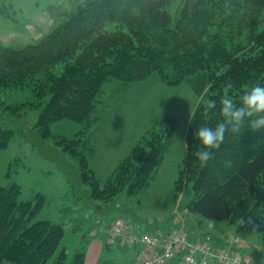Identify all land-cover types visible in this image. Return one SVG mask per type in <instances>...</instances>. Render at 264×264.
Here are the masks:
<instances>
[{
  "label": "trees",
  "instance_id": "1",
  "mask_svg": "<svg viewBox=\"0 0 264 264\" xmlns=\"http://www.w3.org/2000/svg\"><path fill=\"white\" fill-rule=\"evenodd\" d=\"M12 6L0 0V13L11 16ZM64 12L37 50L0 42V106L18 112L22 104H5L2 93L32 83L33 105L41 106L37 119L41 136L53 138L79 160L81 179L91 184V201H107L121 191L134 194L147 186L170 147L178 117L160 115L101 183L91 164L95 148L89 134L100 117L106 79L129 83L157 72L165 83H189L199 100L189 120L175 190L178 194L191 182L193 197L185 206L178 204L174 226L182 225L192 240L250 254L256 264H264V127L257 131L250 127L264 112L244 115L238 125L241 130L226 131L206 162L196 155L206 150L196 136L198 130L223 122L228 129L237 126L235 120H225L223 113H246L251 89L264 87V0H84ZM61 118L78 121L82 127L74 136L54 133L51 125ZM13 133L0 122V148ZM20 191L16 182L0 185V264L4 260L45 264L52 256L51 264H85L84 249L69 256L63 246L56 253L65 222L33 220L44 194L24 200L19 198ZM181 209L226 221L234 230L223 236L203 227L193 232ZM119 216L142 232L164 229L143 230L122 214L113 217L108 229ZM254 231L260 233L262 245ZM107 244L119 243L107 238ZM202 256L198 253L199 264ZM170 260L180 264L181 254ZM206 264L221 262L214 259Z\"/></svg>",
  "mask_w": 264,
  "mask_h": 264
},
{
  "label": "rangeland",
  "instance_id": "2",
  "mask_svg": "<svg viewBox=\"0 0 264 264\" xmlns=\"http://www.w3.org/2000/svg\"><path fill=\"white\" fill-rule=\"evenodd\" d=\"M6 1L13 4L10 7L12 15L0 13V42L34 51L58 18L65 16L64 11L73 9L84 0ZM33 87L29 83L2 93L5 104L22 106L18 112L0 106L1 124L14 131L8 144L0 148V185L18 183L21 187L19 198L24 200H35L39 192L44 194L42 206L33 220L50 218L65 222V231L56 253L65 246L69 256L77 249H84L85 264H135L136 258L131 259L129 247L107 244V227L113 217L120 214L138 221L144 228H147L146 221L152 219L162 228L166 227V220H171L180 208L178 204L185 206L193 197L191 182L177 194L175 180L185 153L189 120L199 95L187 82L168 84L161 81L157 72L142 84L129 83L126 86L118 78L106 79L101 98L109 101L114 95V109L128 121L121 119L109 124L105 141L99 137L102 128L90 135L95 145L91 164L101 183L160 115L171 113L178 117V123L170 147L146 187L134 194L121 191L111 200L91 201V184L82 181L79 160L62 149L53 138L41 136L37 126L41 106L33 105L36 97ZM131 119H139L134 130L135 123ZM51 127L54 133L74 136L82 123L61 118L55 120ZM181 212L188 217V227L195 223L199 229L200 218L208 227L227 224V228H231L232 225L183 209ZM138 214L140 218H137ZM93 230L96 233H92ZM254 232L258 236L257 243L262 245L260 233ZM97 239L100 243L95 247ZM52 260L53 256L45 264H51ZM9 263L8 260L2 262Z\"/></svg>",
  "mask_w": 264,
  "mask_h": 264
},
{
  "label": "built area",
  "instance_id": "3",
  "mask_svg": "<svg viewBox=\"0 0 264 264\" xmlns=\"http://www.w3.org/2000/svg\"><path fill=\"white\" fill-rule=\"evenodd\" d=\"M107 238L114 244L142 245L137 251L135 264H164L177 254H181L180 264H199L198 253L203 254L201 264L214 259H218L221 264H256L250 254L216 249L208 241L190 239L182 225L142 232L128 218L119 216L112 222ZM231 238L235 239L233 235ZM231 238L229 240L234 242Z\"/></svg>",
  "mask_w": 264,
  "mask_h": 264
},
{
  "label": "clouds",
  "instance_id": "4",
  "mask_svg": "<svg viewBox=\"0 0 264 264\" xmlns=\"http://www.w3.org/2000/svg\"><path fill=\"white\" fill-rule=\"evenodd\" d=\"M250 92L251 94L246 97L249 109L246 113L244 110H237L232 114H229L228 112L223 113L225 120H235L237 122V126H233L231 129H228L225 126V122H223L219 123L215 128L204 126L198 130L196 136L206 149L205 151L196 153L202 162H206L211 158L212 154L210 150L219 147L220 143L223 141L224 133L226 131L239 132L241 130L238 125L242 123L244 115L253 116L254 114L264 112V87L255 86ZM250 127L253 131H257L261 127H264V117L253 120Z\"/></svg>",
  "mask_w": 264,
  "mask_h": 264
},
{
  "label": "crops",
  "instance_id": "5",
  "mask_svg": "<svg viewBox=\"0 0 264 264\" xmlns=\"http://www.w3.org/2000/svg\"><path fill=\"white\" fill-rule=\"evenodd\" d=\"M145 81V80H143ZM143 81H136V82H129V83H138V84H142ZM129 83H124V85H128ZM102 97H103V93H102ZM113 103H114V95L111 96L110 100L109 101H106V100H102L100 101V104H99V107H98V113L100 114V117L98 119V121L94 124V127L93 129L91 130L90 134H89V138H90V135L92 136V134L94 135L95 133H97L98 131L102 130L100 133H99V137L101 140L105 141V138H106V135H108L107 133L109 132L108 130L110 129V126L109 124L113 123L114 121L116 122H120V120L122 119V121L124 120L123 116H119L117 114V111L114 109L113 107ZM168 113V112H167ZM137 117V116H136ZM134 119V118H133ZM131 119L132 121H134V126H133V130L134 128L136 127V124L138 123L137 121L138 120H133ZM124 121H128L127 120H124ZM137 133H134V135H136ZM108 138V136H107ZM111 138H109L110 140ZM91 138H90V142H91ZM92 143V142H91ZM93 144V143H92ZM94 148H95V145L93 144ZM131 148V147H130ZM139 216H141L140 214L137 215V218H140ZM174 216V215H173ZM162 221H165V218H162ZM186 221L188 222L187 218H186ZM201 220L199 219V224H200ZM137 224L140 225V223L138 221H136ZM201 225V224H200ZM146 226L147 228L141 226L140 228L143 229V230H149V229H153L155 227H158L160 226L159 224H157L155 222L154 219L152 220H149V221H146ZM174 226V221H173V217L171 218V220H166V227H163L165 229H169L171 227ZM227 224H219V225H216V227H213V226H205L204 223H202L201 227L198 229L195 224L192 223V225L190 226L192 231L193 232H197V231H200L203 228L207 229L208 231H211L213 233H215L216 235H220V236H223L222 234H225L227 232H231L234 230V226H231V228H227ZM161 227V226H160ZM204 230V229H202ZM248 239L253 241L252 237L250 235H247ZM223 238V237H222ZM225 241V239H224ZM99 243L100 241L97 239L95 241V247L99 246ZM119 247H129L128 249H130V253H131V259L134 260V257H135V254L136 252L142 248V245H134V246H128V245H120L118 244ZM262 258L264 257L263 254H261ZM166 264H177V262H175L174 260H170L169 262H167Z\"/></svg>",
  "mask_w": 264,
  "mask_h": 264
}]
</instances>
